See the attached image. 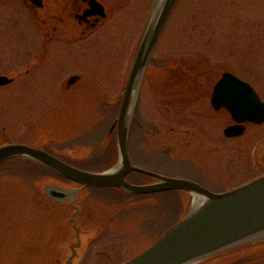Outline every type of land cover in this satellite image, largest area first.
Masks as SVG:
<instances>
[{
  "label": "rangeland",
  "instance_id": "1",
  "mask_svg": "<svg viewBox=\"0 0 264 264\" xmlns=\"http://www.w3.org/2000/svg\"><path fill=\"white\" fill-rule=\"evenodd\" d=\"M104 1L110 17L88 38L71 41L46 38L22 0H0V75L12 78L0 85V143L44 146L84 170L103 171L117 161L114 134L107 133L156 0ZM48 3L50 16L61 14L57 0ZM259 49H264V0H176L152 53L161 55L167 68L156 71L150 64L136 102L140 122L154 124L159 133L150 136L145 125L138 131L132 122V162L197 179L215 191L261 174L264 122L226 137L222 128L230 122L228 115L218 111L209 117L204 103L223 70L249 81L264 100V53ZM183 68L184 73L179 71ZM72 74L82 79L67 87L65 80ZM149 74L154 81L147 79ZM178 97H184L186 118L200 109L198 120L205 132L191 136L169 129L177 115L176 110L167 111L164 102H177ZM34 164L25 158L0 163V264H64L69 254V249L54 246L67 239L59 226L52 230L65 215L62 207L41 197L36 182L48 170ZM126 177L144 183L156 180L136 172ZM85 190L96 195L83 205L90 206V220L99 221L100 232L83 253L77 250V264L130 259L190 211L193 200L186 191ZM81 220L85 218L80 214V224L87 229ZM195 264H264V237L240 242Z\"/></svg>",
  "mask_w": 264,
  "mask_h": 264
},
{
  "label": "water",
  "instance_id": "2",
  "mask_svg": "<svg viewBox=\"0 0 264 264\" xmlns=\"http://www.w3.org/2000/svg\"><path fill=\"white\" fill-rule=\"evenodd\" d=\"M29 1L35 6L42 5L41 0ZM85 1H88L89 9L84 14L105 17L104 7L99 1ZM175 1L156 0L139 39L124 90L120 93L122 98L117 116L109 129L110 132L115 130L119 155L113 167L103 171L84 170L42 148L21 142L0 143V162L13 157L31 158L80 185L68 187L51 181L44 191L45 196L52 200L64 202L69 199L76 208L71 216L76 241L70 245L64 264H77L75 257L81 240L75 217L78 211L76 202L83 187L112 186L135 193L184 189L203 198L197 208L192 209L191 206L190 211L151 245L121 264H194L240 242L264 237V173L229 190L215 192L194 180L164 175L135 165L130 160L127 137L138 91L148 60ZM75 79L76 76H70L68 83ZM11 81L12 78L0 75V85ZM211 103L216 109L225 107L236 122L225 127L224 133L228 136L242 133L245 121H264V101L250 83L229 71L222 72L215 82ZM132 171L151 175L156 181L145 184L129 182L125 176Z\"/></svg>",
  "mask_w": 264,
  "mask_h": 264
},
{
  "label": "flooded vegetation",
  "instance_id": "3",
  "mask_svg": "<svg viewBox=\"0 0 264 264\" xmlns=\"http://www.w3.org/2000/svg\"><path fill=\"white\" fill-rule=\"evenodd\" d=\"M41 1H42L41 6H35L29 0H24V2H26V5L32 11L35 20L39 24L40 31H42V30L46 31V32H43L44 35H46L45 36L46 38L56 37L60 40L70 39L71 41H77L79 39L88 38L93 33V31L96 30V28H98V26L102 22H104L105 20H107V18L110 17V14L112 13L111 10L108 9V5L104 0H98V1L104 7V11L106 13L105 17H100L98 14H84L89 9L88 1H85V0H57V2L60 3L61 14H55V15L50 16L51 13H50V11H48V8H49L48 0H41ZM50 1H52V0H50ZM259 51H263L262 54L264 53V49H259ZM150 64H152V67L156 71L161 70V72H162V71H164L163 69L167 68L164 65H162L161 55H158L157 57H156V55H153L148 62V67L150 66ZM179 71L184 73V72H186V69L183 68ZM153 77L154 76H151L149 74L147 76V79L149 81H154ZM81 79H82V75L76 74V79L71 83H68L67 79H66L65 85L67 87L72 86L73 84H75L76 82H78ZM211 91H212V88L210 91H208V98H207L208 100L206 101V99H205V102H204L205 108L209 111V117H211V116L216 117L215 115L218 111H224L230 119V122L227 123L226 125H230V124L235 123L233 121V119L231 118V115L227 109H225L224 107H220L218 109H215L213 107V105L211 104V101H210ZM170 105H173L172 109L169 108ZM164 106L166 107L167 111L176 110L175 114L177 116L172 117L173 123H171V125L169 127V129L171 131L172 130H179V132L182 131L183 133H185V132L190 133L191 136L195 135L197 132H200V133L205 132L206 129L204 128L202 120L201 119L198 120V117L201 115L200 109L196 110L195 113H192L191 115H189L186 118V116H185L186 107H185L184 97H178L177 102H173V103L164 102ZM157 108H158V106L155 109L157 110ZM163 110L166 111L165 109H163ZM139 113H140L139 108H138V106H136L132 120H131V124H132V122H134V125L137 128V130L139 129V127H142L145 125L146 131L150 134V136H156L159 133V130L157 129V127L154 124L147 126L146 124L141 123ZM211 121H210L211 125L215 124L212 126L214 127V132H216V119L212 118ZM131 124H130V127H131ZM248 124H256V123L244 122V128H243V131L241 134H243L245 132ZM138 131H141V130H138ZM129 132H130V130H129ZM222 133H223V131H222ZM241 134H239V135H241ZM239 135H237V136H239ZM210 136H212V133L210 134ZM226 137H228V136H226ZM229 137H236V136H229ZM32 145L42 147L43 149H45L44 146H40V145H36V144H32ZM213 148H216V146ZM45 150H47V149H45ZM194 180L198 181L197 179H194ZM135 181L138 182L137 180H135ZM198 182H200V181H198ZM65 183H67V182H65ZM83 208H84L83 211L87 210L86 205L85 206L83 205ZM82 214L83 213H81V215Z\"/></svg>",
  "mask_w": 264,
  "mask_h": 264
},
{
  "label": "bare ground",
  "instance_id": "4",
  "mask_svg": "<svg viewBox=\"0 0 264 264\" xmlns=\"http://www.w3.org/2000/svg\"><path fill=\"white\" fill-rule=\"evenodd\" d=\"M203 202V198L193 194L192 209L197 208Z\"/></svg>",
  "mask_w": 264,
  "mask_h": 264
},
{
  "label": "trees",
  "instance_id": "5",
  "mask_svg": "<svg viewBox=\"0 0 264 264\" xmlns=\"http://www.w3.org/2000/svg\"><path fill=\"white\" fill-rule=\"evenodd\" d=\"M25 162L30 163V164H33L34 161H31V160L25 159ZM34 163L37 164L36 162H34ZM35 164H34V165H35ZM37 165H39V164H37ZM36 195H37V194H36Z\"/></svg>",
  "mask_w": 264,
  "mask_h": 264
}]
</instances>
